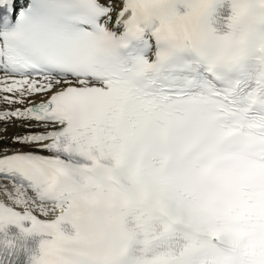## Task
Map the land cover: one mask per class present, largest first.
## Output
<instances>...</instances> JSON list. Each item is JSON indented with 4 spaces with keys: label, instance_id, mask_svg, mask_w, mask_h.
<instances>
[{
    "label": "snow or ice",
    "instance_id": "1",
    "mask_svg": "<svg viewBox=\"0 0 264 264\" xmlns=\"http://www.w3.org/2000/svg\"><path fill=\"white\" fill-rule=\"evenodd\" d=\"M264 0H0V264H264Z\"/></svg>",
    "mask_w": 264,
    "mask_h": 264
},
{
    "label": "clouds",
    "instance_id": "2",
    "mask_svg": "<svg viewBox=\"0 0 264 264\" xmlns=\"http://www.w3.org/2000/svg\"><path fill=\"white\" fill-rule=\"evenodd\" d=\"M255 147L250 148L247 144L240 141H230L223 149V154L235 157L231 160L234 166L242 172L246 170V165L250 161L264 163V138L257 137L254 141ZM225 258L231 264H245L246 256L241 247H233L226 253Z\"/></svg>",
    "mask_w": 264,
    "mask_h": 264
}]
</instances>
